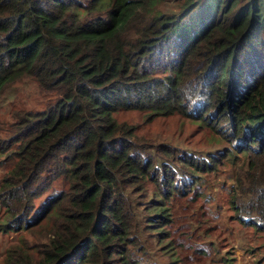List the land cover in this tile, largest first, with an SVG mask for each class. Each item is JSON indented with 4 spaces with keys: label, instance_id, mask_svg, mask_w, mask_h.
<instances>
[{
    "label": "trees",
    "instance_id": "trees-1",
    "mask_svg": "<svg viewBox=\"0 0 264 264\" xmlns=\"http://www.w3.org/2000/svg\"><path fill=\"white\" fill-rule=\"evenodd\" d=\"M25 79L46 99L0 129V230L28 233L6 264L171 263L179 212V233L206 232L198 177L236 152L231 202L264 230V0H0V98ZM128 110L181 113L224 145L152 140Z\"/></svg>",
    "mask_w": 264,
    "mask_h": 264
},
{
    "label": "rangeland",
    "instance_id": "rangeland-1",
    "mask_svg": "<svg viewBox=\"0 0 264 264\" xmlns=\"http://www.w3.org/2000/svg\"><path fill=\"white\" fill-rule=\"evenodd\" d=\"M45 99L46 97L38 92L35 82L31 79H25L10 86L0 98V129L2 126V129L7 126L5 123L10 119L9 113L14 107H39ZM155 115L151 118L152 115L147 117L145 111L128 110L119 117L128 123L135 124L137 133L140 135L156 141L177 144L195 153L203 154L208 149L214 150L216 147L220 149L221 145H224L196 119H190L178 112L172 115ZM238 159L244 162L247 158L241 152H236L234 163L225 159L218 166L217 171L202 173L198 177L195 192V197L198 199L196 210H200L205 216L203 221L206 232L197 233L196 241L190 240L193 234L189 237L179 233L180 227L191 225L189 217L193 211L179 212L175 217L174 242L171 245L163 242L164 245L161 246L173 253V260L169 263L164 254L157 252L152 258L155 262L159 264H264V230H255L249 224L240 223L231 202L232 193L235 191L234 179L238 176L237 167L240 163ZM9 165L10 162L0 158V179L4 169ZM44 197L45 194L36 198L35 206H38ZM175 201L180 202L178 194H172L165 199L168 205L177 208ZM3 212V207L0 206V217ZM183 219L188 221L187 226H179ZM192 228L195 233L199 226L194 224ZM27 235L28 233L23 230H0V264H6V258L13 254V247H16L22 236ZM179 239H188L193 242L183 246Z\"/></svg>",
    "mask_w": 264,
    "mask_h": 264
},
{
    "label": "bare ground",
    "instance_id": "bare-ground-1",
    "mask_svg": "<svg viewBox=\"0 0 264 264\" xmlns=\"http://www.w3.org/2000/svg\"><path fill=\"white\" fill-rule=\"evenodd\" d=\"M129 218V217H128Z\"/></svg>",
    "mask_w": 264,
    "mask_h": 264
}]
</instances>
